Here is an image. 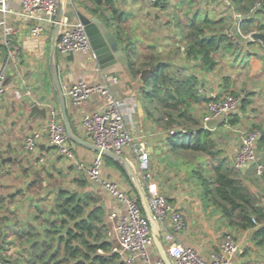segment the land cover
<instances>
[{"label": "crops", "instance_id": "obj_1", "mask_svg": "<svg viewBox=\"0 0 264 264\" xmlns=\"http://www.w3.org/2000/svg\"><path fill=\"white\" fill-rule=\"evenodd\" d=\"M150 2V0H114L117 13L112 9L106 11L108 16H114L115 25L111 30L119 38L121 48L127 54L123 61L102 69L91 50L87 53L61 56L59 63L56 56L60 81L64 91L81 79L92 83L106 82L121 101L134 144L137 147L143 146L150 154V172L154 174L158 193L166 196L173 206L183 212L189 222V227L185 231L173 230L170 222L168 230L160 227L167 253L171 245L167 231L172 234L175 241L196 249L204 258H209L212 252L219 249L225 234L233 233L241 245L240 252L235 257V264H249V260L253 259L255 254L261 253V243L259 244L258 240L264 241V237L257 235L256 232L264 226V221L258 223L255 228L247 230L230 225L221 209L211 202V197L203 196L201 184L199 187L189 179L183 165L178 162L180 157L189 161L191 158L188 159L181 152L178 155V150H173L167 142L168 133L148 117V109L151 110L152 106L144 99L142 90L145 81L141 78L142 72L147 68L141 69L140 74L135 76L129 64V57L132 56L137 62L138 68L142 66L144 60L156 57L168 63L170 73L177 75L181 80L191 75L195 76L198 80L199 96L203 98L214 99L230 91H242L244 96L251 100L246 110L240 109L234 113V115L238 114L235 118L238 117L240 123L232 124L231 121L235 118L231 120L229 117L224 125L211 130L219 153L213 157L208 155L204 157L207 168H211V164L218 165L221 160H225L233 177L246 185L251 194L255 191L260 192L261 198H257L255 193L252 195L256 200L254 204L264 213V176H256L252 165H247L238 171L233 169L234 157L240 146L239 126L255 127L264 134V46L261 42L245 38L251 33L262 32L256 27L258 24H264V8L253 16V21L249 24L252 26V32L245 34L240 28L242 19L239 20L235 16L236 11L223 6L219 0H161L158 4ZM253 2L254 0H242L238 9L242 12L248 10ZM14 3L18 6V0ZM87 5L92 6L91 3ZM67 16L73 23L77 22L74 11ZM2 17L3 15L0 14V18ZM5 17L9 23L18 28V33L13 36V44L6 46L0 31V76L4 77L5 86V93L0 98L2 156L0 257L8 258L12 255L14 251L11 245L14 244L15 249L19 248L18 242L23 243V249H29V239L20 238L18 232L23 228L22 222L25 219L29 220L31 216L35 219L40 207L44 206L45 210L51 199L56 200L52 192L47 193L52 183L58 184L57 191L74 192L79 198L85 199L88 211L96 207L102 208L107 224V237L113 246L118 245L116 220L111 216L114 213L123 214L125 207L112 198L100 184L91 182L83 173L78 172L73 162L61 156L56 148L51 146L48 134L49 118L36 116L32 123L27 121L32 103L38 104L41 108L50 105L59 109L52 80L50 78L49 83L46 81L45 71V69L49 70L53 31L46 29L41 36L34 37L31 35L34 23L22 13L7 14ZM193 22L195 26L208 25L209 29L206 30L208 35H214L215 30L217 32L223 30L226 34L230 30L235 31L239 41L243 40L238 45L239 53L232 55L233 52L224 49L217 51L214 56L218 60V65L213 71H207L203 67L201 58L188 55L187 52L186 47L191 41L189 34ZM117 32H120L119 35ZM251 41L253 43L249 44ZM10 51L15 54L11 55ZM40 67H43L44 71H41ZM34 73L41 75L40 84L35 81L32 83ZM225 77H229L227 88V85L224 86ZM25 85L31 91L30 85L33 86V94L28 95V89L26 92L22 91ZM66 101L73 132L81 140L93 143L88 130L81 122V117L91 111H101L105 105L104 98L95 96L81 105H74L68 97ZM206 103H194L188 98L181 106L190 107L203 125ZM159 112H156L157 116L161 115ZM235 131L238 134H234ZM35 134L40 136L38 146L34 151L26 152L25 139ZM149 140L155 141L153 152L148 145ZM71 145L76 151L78 160L90 163L98 154L95 150L76 142L71 141ZM18 153L22 156H18ZM188 153L193 158L191 162H196L197 156ZM257 154L259 160L264 162V142L260 140L257 144ZM123 155L138 167L134 160L137 157L132 145L125 148ZM42 158L44 162L40 161ZM104 164L103 178L118 183L123 190L139 197L137 190L116 162L105 158ZM194 165L198 167L197 163ZM31 166L36 167L38 175L32 171ZM197 170L201 171L198 168ZM138 172L146 187L145 172L140 171L139 168ZM12 223H16L14 227H11ZM155 257H160L158 252H155ZM27 262L24 260V264H29ZM134 264L144 263L140 258H136Z\"/></svg>", "mask_w": 264, "mask_h": 264}, {"label": "built area", "instance_id": "obj_2", "mask_svg": "<svg viewBox=\"0 0 264 264\" xmlns=\"http://www.w3.org/2000/svg\"><path fill=\"white\" fill-rule=\"evenodd\" d=\"M14 1L0 0V14L3 15L0 18V31L6 46L13 44V36L18 33V28L7 21L5 17L7 14L20 12L33 21L31 35L34 37L41 36L46 29L53 31L60 0H18V6ZM150 1L158 4L161 0ZM219 2L234 11L232 0H219ZM263 6L264 0H254L250 8V16L257 14ZM234 13L239 20L242 19L241 14ZM227 35L231 42L239 45V37L235 31L230 30ZM245 38L252 39V33ZM90 50V41L85 26L79 21L73 23L66 16L57 41L56 56L59 54L67 57L87 53ZM10 54L14 55L15 52L10 51ZM28 90L27 94L31 95V89L28 88ZM4 93V77L0 76V98ZM64 93L74 105H81L95 96L104 98L105 105L101 111H91L81 117V122L88 130L93 144L121 155L127 146L132 145L137 157L134 160L139 169L145 172L146 187L144 188L148 204L159 227L168 230L170 222L171 228L175 231L187 230L189 222L183 212L173 206L166 196L158 193L154 183V174L150 172V154L143 146L137 147L134 144L121 101L111 87L106 82L92 83L81 79L68 86ZM243 97L225 93L207 102L203 127L207 129V123L212 120L226 122L232 114L238 111ZM60 115L57 107L48 106V134L51 146L56 148L61 156L73 162L78 172L83 173L91 182L100 184L112 198L125 207L123 214L114 213L111 216L116 220V231L119 236V244L112 246L111 253L117 254L126 264H134L136 258H140L144 264H165L161 257H155V252L158 250L152 236L151 222L145 214L139 197L123 190L118 183L103 178L101 169L105 157L102 154L98 153L90 163L78 160ZM261 135V131L255 129L241 131L240 146L233 161L234 170L238 171L247 165H252L256 176H264V162L259 160L257 154V144ZM39 137V134H35L25 139L24 149L26 152H32L37 148ZM40 161L44 162V159L42 158ZM1 164L2 156L0 154V168ZM254 222L256 225L258 224L256 221ZM167 232L171 240L168 256L173 264H235V257L241 249L236 236L227 233L219 249L212 252L209 258H204L196 249L175 241L172 234ZM0 264L13 263L10 259L2 256Z\"/></svg>", "mask_w": 264, "mask_h": 264}, {"label": "trees", "instance_id": "obj_3", "mask_svg": "<svg viewBox=\"0 0 264 264\" xmlns=\"http://www.w3.org/2000/svg\"><path fill=\"white\" fill-rule=\"evenodd\" d=\"M71 1L79 2L87 10L89 9L93 14L107 21L109 25L115 23L114 16L110 19L106 13L109 9L115 10L114 0ZM87 3H91L92 6L89 7ZM232 3L236 12L246 13L241 14L243 16L240 23L241 30L245 34L251 33L252 26L249 24L253 21V16H250V9L243 12L238 9L242 0H232ZM115 12L117 13L116 10ZM256 28L263 32L264 24H258ZM208 29V25L205 27L195 26L193 22L189 34L191 41L188 42L186 48L188 55L201 58L203 67L210 72L218 65V60L214 56L217 51L224 49L239 53L240 49L238 45L230 41L223 30L217 32L214 29V35H208L206 34ZM119 33L117 32L118 35ZM242 41L240 40L238 44H241ZM252 43V41L249 42V44ZM130 46L129 44L128 47L130 48ZM129 64L135 76H138L143 68L151 69V74L145 80L142 90L145 101L152 106L151 110L148 109V117L161 125L163 130L168 133L167 142L173 150H180L184 154L191 152L208 156L219 153L216 150V142L212 137L211 130L203 127L190 107L181 106L188 98L192 99L194 103L209 102L213 99L199 96L198 80L195 76L191 75L181 80L177 75L170 73L168 63L156 57L144 60L142 66L138 68L137 62L131 56ZM224 82V86H226L229 83V77H225ZM230 93L234 94L232 91ZM250 104L251 100L244 96L240 103V109L244 111ZM159 111H163V113L157 116L156 112ZM225 123L222 122L221 125ZM231 123H239V118L236 117ZM260 141L264 142V134L261 135ZM210 171V177H206L202 171L196 172L199 174L203 192L211 197V202L214 205L221 209L230 225L247 230L256 227L254 221L257 223L264 221L263 211L250 199L247 186L233 177L225 160H221L218 165H213ZM55 196L54 208L52 207L46 214L54 215L60 220L59 225L53 220L54 228L47 229L48 234L53 233V241L56 240L59 243L57 250L52 251L55 247L53 241L49 244L43 243L40 246L41 251L37 249V246H34L31 252L32 259L29 258L27 263L126 264L117 254L111 253L113 245L107 237V224L102 208L96 207L88 211L86 200L79 198L74 192L57 191ZM39 211L34 219L36 222H39L40 213L44 210L40 208ZM26 226V228H20L18 235L20 238L30 239L36 235V232H31V224ZM256 233L264 237V226Z\"/></svg>", "mask_w": 264, "mask_h": 264}, {"label": "water", "instance_id": "obj_4", "mask_svg": "<svg viewBox=\"0 0 264 264\" xmlns=\"http://www.w3.org/2000/svg\"><path fill=\"white\" fill-rule=\"evenodd\" d=\"M69 9H72L74 11L76 20L81 22L85 26L90 41L91 51L95 60L98 62L102 69L113 66L114 64L123 61L127 57V54L125 53L124 49L121 48L119 38L114 34L113 30H111L112 26H114L115 23L109 25L107 21L88 11L77 1L60 0L56 15V24L52 32L51 48L49 54V71L52 84L56 91L59 111L63 123L65 124V127L67 129L69 138L73 142L95 150L97 153L102 154L105 158H110L121 167V169L125 172L126 176L138 192L145 214L151 222L152 236L160 257L162 258L165 264H173L168 256L158 222L150 210L146 190L138 172L139 166L137 167L136 165H134L132 161L124 155L117 154L111 150L101 149L93 143L81 140L73 132L71 121L68 116L66 96L59 78L58 65L56 62L57 41L61 32L62 22L67 16ZM111 18H113V16H110V19ZM252 40L255 42H261L264 46V32L252 33ZM150 73L151 69L144 70L141 76L142 80H147ZM139 106H141V102H139ZM36 116H41L43 119H47L48 106L41 108L36 103L30 104V114L27 118L28 123H32ZM221 123L222 122L219 120H212L211 122L207 123V129L213 130L217 126H220ZM150 134L151 133H149V135ZM154 143L155 141L153 140H149L148 142L151 152H153ZM138 147H140V145H138ZM18 156L21 157L22 155L18 153ZM31 169L36 175L39 174L35 166H31ZM41 179L44 180L43 177H41ZM247 193L250 199L254 203H256L254 196L250 193L249 190H247Z\"/></svg>", "mask_w": 264, "mask_h": 264}, {"label": "rangeland", "instance_id": "obj_5", "mask_svg": "<svg viewBox=\"0 0 264 264\" xmlns=\"http://www.w3.org/2000/svg\"><path fill=\"white\" fill-rule=\"evenodd\" d=\"M151 4H153L152 2H150ZM73 10L72 9H69L68 10V14L70 13V12H72ZM232 53V52H231ZM237 52H235V54H236ZM232 55H234V52H233V54ZM60 58H61V56L58 54L57 55V62L59 63L60 62ZM219 60H221V58L219 59ZM36 68H38V67H36ZM39 69H41V71H44V69H43V67H40ZM45 71H46V81L49 83V81H50V71L48 70V69H45ZM33 76H35L34 78H33V81H32V83H34V81L35 82H37V84H40V80L42 79V77H41V75L40 74H37V73H34V75ZM225 84V83H224ZM31 87H32V91H31V94H33V86L32 85H30ZM27 86L25 85L24 86V89L22 90L23 92H26L27 91ZM225 92H226V90H225ZM228 92V91H227ZM236 96H244V94H243V92L241 91H236V92H233ZM240 110V106H239V108H238V111ZM243 111V110H242ZM163 113V111H160L159 112V114H162ZM235 116H238V114L237 115H234V114H232L231 116H230V118H231V120L233 119V118H235ZM240 123V122H239ZM241 125V124H240ZM182 127V126H181ZM239 130H238V133H239V135L241 134V131H245V130H247V129H255V130H259V129H257V128H255V127H252V128H250V127H248V126H245V125H241V126H239ZM237 133V131H235L234 132V134H238ZM181 151L180 150H178V155H180L181 153H180ZM204 155L205 154H203V155H199V154H195V156H197L196 157V162H194L195 164L197 163L198 164V167H197V165H194V163L193 162H191V160H193V158H192V156L191 155H189V153H186L185 152V156H187V158L188 159H190V161L189 160H183V159H185V158H183L182 159V157H180L179 158V161L180 162H178V164H182L183 165V169L187 172V176L189 177V179L191 180V181H193L197 186H199L200 187V184H201V180H200V178H199V174L197 173L198 172V170H197V168L199 169V170H201L202 171V173L203 174H205V176L206 177H210V175H209V173L211 172L210 170H211V168H207V161H206V159H205V157H204ZM200 156H202V157H200ZM213 157V156H212ZM131 158H133L132 156H131ZM181 159V160H180ZM189 161V163H187ZM190 162H191V164H190ZM211 166H213L212 164H211ZM102 176H104V171H105V164H103L102 165ZM197 171V172H196ZM202 186V185H201ZM57 190H58V184L57 183H52L51 184V186L49 187V190H47V193H50V192H52V194L53 195H56V193H57ZM252 192V191H251ZM255 193V196L257 197V198H261V193L260 192H257V191H255L254 192ZM253 192H252V194H254ZM203 196H207L204 192H203ZM54 198L53 199H51L48 203H47V207H46V209L44 210L43 209V207L44 206H42V207H40V208H42L44 211L42 212V213H40V217H39V222H36L35 220H34V216H31L30 218H29V220H24V222H22V227L23 228H26L27 226V224H31L32 225V228H30V230H31V232H36V235L35 236H33V237H31L28 241H29V244H28V248L29 249H23V247H24V245H23V243H20V242H18L19 243V245H18V247L19 248H14V244H12L11 245V247H13V254L12 255H10L8 258L12 261V263L13 264H24V260L26 261H28L29 262V258L30 259H32V254H31V252H32V248L34 247V246H37V249H40V251H41V247L40 246H42L43 245V243H47V244H49V243H52V241H53V239H52V235H53V233L51 232L50 234H48L47 233V229L49 228H54V226H55V224H53L52 223V221L53 220H55L56 221V223H57V225H59V223H60V220H58L57 219V217H55L54 215H48V214H46V212L48 211V210H50V209H52V207L54 206ZM54 208V207H53ZM36 213V212H35ZM37 214V213H36ZM44 220H46V221H44ZM15 224L16 223H12L11 224V227H14L15 226ZM0 226H1V223H0ZM1 228V227H0ZM30 234V233H29ZM233 234V233H232ZM51 235V236H50ZM32 236V235H31ZM1 238H2V236H1V233H0V241H1ZM260 241V242H259ZM54 242V245H55V247L53 248V250L52 251H54V250H57V247H58V242L56 241V240H54L53 241ZM258 243L261 245V247H260V250H261V253H257V254H255V257L253 258V259H250L249 260V264H264V241H262V239H259L258 240ZM28 250H29V253H28ZM34 250V249H33ZM55 252V251H54ZM41 253V252H40Z\"/></svg>", "mask_w": 264, "mask_h": 264}]
</instances>
